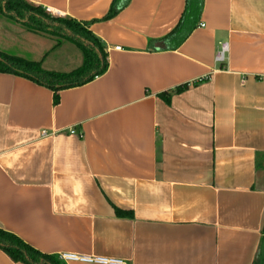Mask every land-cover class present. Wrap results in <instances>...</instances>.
I'll return each instance as SVG.
<instances>
[{
  "label": "crops",
  "instance_id": "crops-1",
  "mask_svg": "<svg viewBox=\"0 0 264 264\" xmlns=\"http://www.w3.org/2000/svg\"><path fill=\"white\" fill-rule=\"evenodd\" d=\"M24 1L83 25L108 69L57 104L0 73V229L56 257L264 263V0H202L180 44L164 38L186 0H129L109 20L113 0ZM57 40L0 14L1 53L81 67Z\"/></svg>",
  "mask_w": 264,
  "mask_h": 264
},
{
  "label": "trees",
  "instance_id": "trees-1",
  "mask_svg": "<svg viewBox=\"0 0 264 264\" xmlns=\"http://www.w3.org/2000/svg\"><path fill=\"white\" fill-rule=\"evenodd\" d=\"M129 0H113L105 20L113 18L120 10L127 6ZM202 0H186L185 9L177 26L164 38H176L177 44L183 42L190 31L183 33L185 24L192 14H198ZM0 14L10 17L23 25L32 33L48 34L57 37L54 48L61 40L73 44L83 56L82 66L69 73L46 72L39 62L8 56L0 52V73L23 77L54 92L53 103H58L57 93L79 86H83L95 78L103 75L108 69L107 55L102 43L96 39L83 25L68 19L54 18L46 14L41 7L33 6L24 0H0ZM188 85L174 89L179 94ZM160 97H165L161 94ZM166 101L170 100L168 96ZM118 216H128V213L116 211ZM264 235V226L262 230ZM0 250L11 261L20 264H64L58 257L41 254L13 234L0 229ZM253 264H264L258 259Z\"/></svg>",
  "mask_w": 264,
  "mask_h": 264
},
{
  "label": "built area",
  "instance_id": "built-area-1",
  "mask_svg": "<svg viewBox=\"0 0 264 264\" xmlns=\"http://www.w3.org/2000/svg\"><path fill=\"white\" fill-rule=\"evenodd\" d=\"M45 13L52 17H59V13H55L48 8L44 9ZM226 51V45H223L221 51L216 55V62H223V54ZM43 136H46V133H42ZM58 259L64 263L68 264L70 262H83V263H92V264H124L120 260L116 259H107L102 257H88L83 255H76L70 253H64L58 256Z\"/></svg>",
  "mask_w": 264,
  "mask_h": 264
},
{
  "label": "water",
  "instance_id": "water-1",
  "mask_svg": "<svg viewBox=\"0 0 264 264\" xmlns=\"http://www.w3.org/2000/svg\"><path fill=\"white\" fill-rule=\"evenodd\" d=\"M159 46H161V45H156L154 48L156 49V50H158L160 47Z\"/></svg>",
  "mask_w": 264,
  "mask_h": 264
}]
</instances>
